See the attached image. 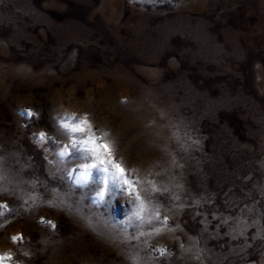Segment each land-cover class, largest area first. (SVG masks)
<instances>
[{"label": "rangeland", "instance_id": "obj_1", "mask_svg": "<svg viewBox=\"0 0 264 264\" xmlns=\"http://www.w3.org/2000/svg\"><path fill=\"white\" fill-rule=\"evenodd\" d=\"M0 257L264 264V0H0Z\"/></svg>", "mask_w": 264, "mask_h": 264}, {"label": "snow or ice", "instance_id": "obj_2", "mask_svg": "<svg viewBox=\"0 0 264 264\" xmlns=\"http://www.w3.org/2000/svg\"><path fill=\"white\" fill-rule=\"evenodd\" d=\"M27 115H29V116H33L34 113L29 112V113H27ZM74 131H81V130H80V129H74ZM39 135H40V137L43 139L44 136H45L46 134H45V133H40ZM73 147H75L74 144H73ZM100 163L103 164V163H105V161L101 160ZM84 167H85V168H88V167L95 168L96 165H95V164H93V165H87V164H85ZM116 167L119 168L118 165H117ZM103 171H104V172H107L108 169H107V168H104ZM119 172H120L121 177H123V169H119ZM98 195H99L101 198H103V196H104V192H100V193H98ZM13 239H16V238L14 237ZM7 258L10 259L11 257H7ZM0 259H3V257H0Z\"/></svg>", "mask_w": 264, "mask_h": 264}]
</instances>
